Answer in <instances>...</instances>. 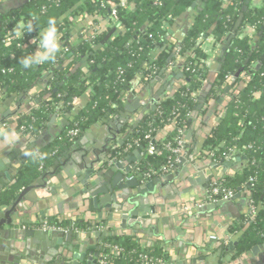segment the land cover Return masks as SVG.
<instances>
[{"label": "trees", "instance_id": "trees-1", "mask_svg": "<svg viewBox=\"0 0 264 264\" xmlns=\"http://www.w3.org/2000/svg\"><path fill=\"white\" fill-rule=\"evenodd\" d=\"M245 2L127 0L126 5L121 6L118 0H27L0 15V95L20 93L36 85L46 75H51L49 89L56 88L49 99L21 121L23 131L42 134L44 123L51 114L70 112L69 123L57 138L51 141L42 139L35 145L33 151L38 150L44 159L33 160L29 156L14 182L0 192V208L11 203L23 187L52 166L91 123L105 117L108 110L113 111L119 104L120 92L131 85L137 75L143 78L152 70L158 74L169 56L175 53L189 81L173 96L158 102L157 109L129 134L127 141L132 147H142L143 157L132 172L134 178L144 181L172 166L175 159L172 148L177 147L181 130L197 104V93L208 74L200 67V60L205 58L200 45L209 35L220 47L225 44ZM193 3L195 7H192ZM113 9L116 21L109 18ZM189 9L194 12L190 27L181 40H172L169 27L165 28L167 16H171L167 22L170 25ZM84 15L105 21V29L89 32L85 25H76V19ZM33 17L36 26L23 38L18 37L14 31L18 22ZM49 17L57 20L61 51L54 63L25 68L19 60L27 52L36 50L37 45L32 41L38 36L39 28L46 26ZM246 23L253 32L240 36ZM112 29L117 34L105 39ZM263 52L264 0L261 6L249 3L243 12L242 22L230 39L217 80L209 93V97H218L227 86L225 78L232 73L237 75V83L243 81L245 85L220 113L219 121L206 142L220 158L231 150L244 154L238 170L212 185L234 193L247 184L251 185V217L230 227L237 241L233 248L235 255L264 241V62L258 70L251 67ZM237 88L238 85L232 86V93ZM171 123H174V128L168 136L154 142L158 152L152 155L145 153V135L154 136ZM70 130H77L78 134L71 136ZM46 222L69 229L87 226L86 222L78 220L50 218ZM112 246L119 250L114 251ZM99 251L108 264L167 262L160 244L145 245L135 237L105 238Z\"/></svg>", "mask_w": 264, "mask_h": 264}, {"label": "water", "instance_id": "water-1", "mask_svg": "<svg viewBox=\"0 0 264 264\" xmlns=\"http://www.w3.org/2000/svg\"><path fill=\"white\" fill-rule=\"evenodd\" d=\"M25 1L27 0H0V15L5 14L12 8L18 7L22 2ZM250 1L251 0H246L245 5L242 7V11L239 13L238 18L233 25L226 43L223 44L216 52L213 62L209 66L207 77L201 89L197 93V104L191 111L184 128L181 130V144L176 154V161L169 172L164 173L160 178H149L145 181L138 180L134 177H125L127 175L126 173L129 171V168L126 166L127 161H134L136 159L135 157H142V147H137L135 151H132L129 154H124L125 152H119L117 150L118 145H110L111 139L110 137H108V133H111V136L115 138V135L119 134L127 123L125 115L128 113V110H130L131 108H136L138 110V116L133 118L134 123L131 127V132H133L139 121L144 120L145 115L150 113V111H154L157 109V103L159 102L160 98H158V95H152L151 105H145V107H139V101H144V98L148 96L149 89L152 93L157 90L158 94L160 93L159 95L161 96V99H166L167 97L173 96L186 82L189 81V77L185 75L183 67L173 69L174 72L172 73V76L176 80H178L177 82H180V84L176 85L173 88L167 87L165 95L161 94L164 90L163 84L161 83V74L162 72H164V70H162L161 73L155 75L150 80L146 79L145 85L137 91L136 96L130 93L128 98L134 97L135 100L133 103H131V106H126L124 108L125 111L119 109L116 110L115 113L112 110L107 111V117L113 120L108 124V126L104 125L103 127L106 137L105 142L103 141L104 144H102L107 150L111 151V154L118 153L121 155V157H123V159H127V161L123 160L121 162H116L110 167V169L107 170L104 169L103 164H100L99 168L95 166L94 163L90 164V166L86 170L84 178L81 177L79 179L80 183L83 185V188L80 191V195L84 198L85 206H83V209L93 210L97 212V216H95V218H89L88 214H85L83 217H81L78 211L72 210L70 211V213H72L70 217L66 215L62 216L69 210L62 209L60 205H58V207L56 206L54 208H51V210H47V212L44 214L38 212L39 214H37L36 216L32 215L30 212H27L29 216L26 217L27 222L36 219L39 220V222H43L45 218L73 220L74 217H77L76 219L79 220L80 218L81 220L95 226L96 221L100 222L106 219V212H111V215H120V219L122 222L121 226L123 227L124 231L111 232L108 230L107 226L102 229H92L91 232L79 231V234H75V232H73L72 230L51 231L43 230L39 227L35 229H27L23 227L15 228L14 225L17 222H15L13 216L20 212L19 206L22 205L23 201H25L26 199L33 201L34 198L30 197V195H34L35 197V194H39L41 201L44 202L46 201L45 197H51V194L55 193L56 189L58 188L57 187L55 189L54 187L45 184L43 182V179L38 178V180L33 181L30 185L25 186L22 190H20L16 198L10 204H8L7 206L5 205V208L0 209V264H77L78 261H83L85 262V264H98L96 260V258H98L99 256L98 252L91 251L89 252V255H86L85 248L77 246V242L81 241L80 237H86L88 239L90 238L91 243H100V245L96 247L97 250H101V244L105 238L112 236H135L138 239H143L146 241L148 239L147 243L148 245H151L149 242L160 240V238L154 236L150 230L144 231L135 228L127 229V222L131 224L133 220L138 219V215H143L146 212H151L149 208L155 203L156 197V194H154V192L159 191V188L163 181L172 179L174 177H177L176 179H182L189 173H196V170L199 171L198 179H190V181L194 183L195 181L199 182L206 179L207 182L202 184L203 190H201L199 196L192 195V198L190 200L183 201L184 205L189 208V210L186 212L187 214L192 213L195 215L196 213H199L196 214L195 217L201 219L204 217L202 216L204 214H202L201 212L205 211V215H209L207 210L220 208V211L225 212L229 210L231 206H233L236 198L240 196L243 191L247 196L245 201L246 205L247 207H249V200L250 198H252L250 184H247L245 188H239L233 197L226 200H218L215 202L209 201L207 193L205 192V189H207L210 184H218L220 179H222L225 174L228 175L230 173V170L228 169L231 168V166L240 161V159H244L243 156H229V153L227 154V156L224 155L220 158L215 153V149H213L209 144H206V140L211 130L214 129L216 125V123L215 125H213L211 120L213 118H217V120L219 121V115L223 111L225 106H227L230 99L232 97H235L238 94V90L245 86L243 81H238L237 83V75L232 73L225 78V83L227 86L223 89L222 93H220L219 96L216 97V99L211 100L208 106H205L204 104L207 100V97L209 96L213 84L217 80L225 50L230 42V39L234 37L236 30L239 28L243 19V12L247 10ZM195 5L196 4L193 3L192 7H195ZM116 34V30L112 29L107 34L105 39H107L110 35L115 36ZM263 62L264 52L260 56V59L252 64V69L258 70ZM247 74L248 73H244V76H246ZM247 77L249 76L247 75ZM50 78L51 75H46L40 82L36 84L40 87L41 91H43L41 98H39L38 100H31L24 97V102H28V104H23L21 106L22 109L18 110V113H20V117L16 118L18 124L21 123V120L24 119L25 115H29L32 112V108L35 105L37 107H40L43 100L49 99L52 94L56 92V88H48V82ZM141 79L142 77L140 75H137L131 81V86L137 87V83H139ZM233 83H236L238 85V88L232 93L230 87L233 86ZM29 92L31 91L29 90L28 93ZM121 94H123V92H121ZM23 95L24 93L18 95V93L13 92L10 94V97L6 100L5 103L9 104L15 96L22 97ZM202 108H207V112L203 116L202 124H198L199 129L197 131V129L195 130L196 127L193 128V124L195 122V118L199 113V110ZM51 115L56 117V113ZM69 115L70 112H67L61 118H59V129L55 130V132H51V135L54 138L58 137L61 134L60 130L68 125ZM173 128L174 123H171L170 125H167L164 128L158 130L153 141H157L164 136H168ZM197 132L198 134H201V136L204 138V141L201 140V138H194V141L192 142L191 134L197 135ZM19 134L24 139H27L31 142L32 146H30V150H32L33 145L35 144V138L32 137V133ZM119 142V145H121L123 141L120 140ZM30 150L27 149L26 151H24V153L30 152ZM24 153V157H22L21 160H14L8 166H4L2 161L3 158H0V179L2 176L6 177L3 183L0 184V187L5 186L6 184L8 185L10 181H14L15 177L17 176L18 170L21 168V165L28 157H26ZM111 154L109 153L107 154V156H103V161L105 163L109 160ZM130 154L133 155V158H129ZM231 158H234V161H227V159ZM131 166H133V164ZM123 167H125V169H123ZM177 170L179 171V174L176 173ZM95 173L99 174L95 175ZM89 175H92L93 177H89ZM48 179L51 180V177H48ZM42 195L44 197H42ZM201 201H204L205 203L199 204V202ZM197 202L199 205L196 204ZM71 207L73 208V206ZM153 210L155 211L154 208ZM158 210L160 211V208L156 209V211ZM248 212L249 209H245L241 214H246ZM6 215L7 219H3V217ZM185 215L186 214H184V216ZM239 216L240 215H227V217L230 219L229 224H231L233 220L239 218ZM89 219H92L93 221H89ZM252 219H254V216L252 217ZM139 221L143 224L142 219H140ZM24 222L25 218H21L20 223L22 224ZM249 223L250 222H248L245 227H247ZM30 237L32 239H30ZM75 238L77 239L75 240ZM81 243L82 245L85 244L83 240ZM234 245H236V243ZM259 248H261L260 245L251 247L243 253L242 257L250 255V253L252 252L255 253ZM82 249L83 251H81Z\"/></svg>", "mask_w": 264, "mask_h": 264}, {"label": "crops", "instance_id": "crops-1", "mask_svg": "<svg viewBox=\"0 0 264 264\" xmlns=\"http://www.w3.org/2000/svg\"><path fill=\"white\" fill-rule=\"evenodd\" d=\"M6 1V0H1ZM262 0H251L250 5L251 6H261ZM88 15L81 16L76 19L75 23L76 25H85L87 30L89 32H92L96 29H105L106 23L102 20H96V18ZM194 18V12L192 9L187 10L186 12L182 13L178 17L174 19V21L169 25L170 30V37L172 40H181L184 36V32L190 27L191 22ZM102 25V26H101ZM206 37V36H205ZM213 59L210 63L213 62ZM183 67L179 63V57L178 54H172L167 59L165 65L159 70V73H161V83L163 84L164 90L163 95L166 94L167 87H175L176 85H179L180 82H177L173 76L172 73L174 72L173 69ZM184 68V67H183ZM185 71V68H184ZM158 73V74H159ZM156 73L152 76H145L143 77L139 83H137V87H132L129 85L125 89H123L121 92L123 94L119 95V110L125 111L126 106H131V103L134 102L135 98L129 97L130 93H132L134 96L137 95V91L140 90L145 85V80L153 78ZM185 75L186 71H185ZM237 82V81H236ZM187 82L183 85L185 86ZM237 84L233 83V86H236ZM136 86V85H135ZM182 86V87H183ZM181 87V88H182ZM158 88V87H157ZM180 88V89H181ZM232 86L230 87V89ZM179 89V90H180ZM234 89V87H233ZM13 93V92H11ZM10 93V94H11ZM10 94H2L0 95V128H5L10 131H12L16 138L17 142L13 145H8L4 142H0V158H3L2 161L5 159L7 162L9 155L11 154V150H14L17 148L18 150L26 151L27 149L30 150V146H32L31 142L27 139H24L20 136V130L18 128V122L16 121V118L20 117V113H18V109L23 105L26 104V102H22V99L20 97L15 96L11 103L6 104V100L10 97ZM160 94V93H159ZM158 94L157 90H155L153 93L149 89L148 96L144 98V101H139L138 106L139 107H145V105H151L152 95H158V98L161 99V96ZM220 94V93H219ZM36 95H34L33 99H36ZM39 97V95H38ZM164 100V99H161ZM216 99V97H207V100L205 102V106H208V104L211 102V100ZM4 104V105H3ZM158 104V103H157ZM9 108V109H7ZM22 107L19 109L21 110ZM5 110H8L9 114L12 116L1 115ZM138 110L136 108H131L128 110V113L125 115L127 123L125 124V127L120 131L119 134L115 135V138L111 136V133H108V137H110V145L117 144L120 140L123 141L122 144L117 147L119 152H125L124 154H129L132 151H135L137 147H132L130 144H127L129 134L131 132L132 124L134 123V119L136 116H138ZM116 111H114L115 113ZM153 112V111H152ZM151 112V113H152ZM207 112V108H202L199 110V113L197 117L195 118V122L193 124V128L195 130L199 129L198 124H202V119L205 113ZM6 114V112H4ZM16 114V115H15ZM54 114V113H53ZM15 115V116H14ZM63 114L56 113V117L49 118L43 126L44 129V137H40V142L42 139L51 141L55 139L51 132H55V130L59 129L58 124L60 123L59 118H61ZM108 115H105V117L91 123L77 138V140L69 145L65 150L62 152V154L57 158L55 163L49 167L50 170V177L51 180L54 181L53 185L57 186L58 188L56 195L51 197H45L46 201H41L40 195L35 194L30 195V197H33L34 200L26 199L22 202V205L19 206V213L17 215H14L13 218L15 219V228H19L22 226V224L27 223V229H35L38 228L39 225L37 222L39 220H33L27 222V218L29 215L27 212H30L32 215L36 216L39 213H46L47 210H51V208L62 207L64 210H69L65 212L62 216H71L72 213L70 211H78L80 216L83 217L85 214H88L89 218H95L97 216V212L93 210H85L83 209L84 204V198L80 195V191L83 188V185L80 183L79 179L81 177L84 178V175L86 173L87 168L90 166V164H95L98 168L100 167V164H103L104 169H110V167L115 164L116 162H121L125 159L121 157L120 154L115 153L111 154L110 150L105 149L103 146L105 142V131L103 130L104 125H107L113 120L109 119L107 117ZM212 124L215 125V123H218L217 118H213ZM142 121H139L136 128L139 126V124ZM209 122V121H208ZM198 127V128H197ZM65 128V127H64ZM63 128V129H64ZM135 128V129H136ZM61 129V133L63 131ZM134 129V130H135ZM132 133V132H131ZM211 134V132H210ZM209 134V135H210ZM156 135V134H155ZM154 135V137H155ZM46 136V137H45ZM167 136H164L163 138L158 139L157 141H162ZM209 137V136H208ZM57 138V137H56ZM194 138H201V140L204 141V138L201 136V134L193 135L191 134V140L194 141ZM102 139V140H101ZM208 139V138H207ZM104 141V142H103ZM39 142V143H40ZM207 142V140H206ZM103 143V144H102ZM120 144V142L118 143ZM31 152V150H30ZM233 152L234 157H244V154L241 152L231 150L229 153ZM111 154L109 160L105 163L103 161V156H107V154ZM90 156V157H89ZM143 157V155L141 154ZM135 157V156H134ZM142 157H135L136 159L134 161L127 159V167L129 168V171L126 173L127 175L125 177H130L135 169H137L138 164ZM129 158H133V155H129ZM234 161V158L232 159ZM230 160V161H232ZM242 159L240 161L236 162L231 168L230 173L228 175L233 174L241 165ZM5 162V163H6ZM133 164V166H131ZM125 169V167H123ZM172 169V167H168L157 173L153 178H160L164 173L169 172ZM196 170V169H195ZM199 171L196 170V173H189L187 176H185L182 179H176L177 177H174L172 179H167L161 183V186L159 188L158 192H154L156 194L155 197V203L150 206L151 212L144 213L143 215H138V219H135L129 224L127 222L126 228L127 229H141V230H150L154 236H157L160 238V240L149 242L151 245L158 243L160 244L164 252L167 256V262L163 264H264V241L252 245H260L261 248H259L255 253H250V255H246L244 257L242 252L239 254H233L234 250L233 248L237 245L236 236L231 234L230 227L240 222L241 220H247L248 217H251V207H247L246 205V194L244 191L238 196L233 204L229 208V210L222 212L220 211V208H214L211 210H207L209 215L206 216L205 211L201 212L203 218H197L194 214H187L186 212L189 210L184 205L183 201L190 200L192 198V195L199 196V193L201 190H203L202 184L207 182L206 179L202 181H195L194 183L190 181L196 180L199 177L198 174ZM179 174V171L176 172ZM99 173H95V175H98ZM196 175V176H195ZM227 176L225 174L222 179H220L219 182H221L224 177ZM89 177H93L92 175H89ZM214 184V183H213ZM210 184L207 189H205V192L210 189V187L213 185ZM246 186H243L242 188H245ZM41 188V187H39ZM69 192V193H68ZM28 197V198H30ZM42 197H44L42 195ZM251 200V198H250ZM249 200V201H250ZM205 203L204 201L199 202V204ZM197 205L198 202L196 203ZM73 206V208L71 207ZM155 209V211L153 210ZM157 208H160V211H156ZM249 209V212L246 214H241L243 210ZM39 212V213H38ZM245 212V211H244ZM16 214V212H15ZM184 214H186L184 216ZM227 215H240L239 218L236 220H233L231 224H229V218ZM61 216V217H62ZM112 216V217H110ZM147 216V218H146ZM25 218L24 223H20L19 219ZM75 219L77 217H74ZM73 218V219H74ZM105 218L103 221H96L99 225H102L103 228L107 226L108 230L111 232H117V231H124L123 227L121 226V219L120 215L113 214L111 215V212L105 213ZM58 219V218H54ZM74 219V220H75ZM80 219V218H79ZM142 219V222L139 220ZM61 220V219H58ZM74 220H71L74 222ZM80 221H83L80 219ZM89 221H93L92 219H89ZM84 222V221H83ZM35 223V224H33ZM37 223V224H36ZM87 223L86 228H82L79 231L81 232H91L92 229H101L95 227L93 225H90ZM89 225V226H88ZM29 227V228H28ZM75 234H79L76 233ZM211 236H216V240H211ZM117 237V236H112ZM129 237H135V236H129ZM136 238V237H135ZM30 239H32L30 237ZM80 239L88 240L90 242V238L82 237ZM143 244L148 245L146 240L140 239ZM19 242V240H18ZM82 241L77 242V246L85 248L86 255H89V252H98L99 256L96 258L98 264L101 263V256L100 251L97 250V246L100 245V243H91L90 245H86L81 243ZM236 243V245H234ZM79 244V245H78ZM103 244V242H102ZM101 244V245H102ZM95 246V248H93ZM250 247V248H251ZM249 248V249H250ZM83 251V249L81 250ZM81 253V252H79ZM70 260V259H69ZM73 260V259H72ZM58 264V263H57ZM77 264H85L83 261H78Z\"/></svg>", "mask_w": 264, "mask_h": 264}, {"label": "clouds", "instance_id": "clouds-1", "mask_svg": "<svg viewBox=\"0 0 264 264\" xmlns=\"http://www.w3.org/2000/svg\"><path fill=\"white\" fill-rule=\"evenodd\" d=\"M33 17L31 20H21L16 25L14 31L16 35L23 38L26 32H31L36 26L33 23ZM32 43L37 45L34 52H27L23 55L19 63L25 68L33 66H40L46 63H54L58 53L61 51L60 34L57 27V20L54 17H49L47 24L42 29L39 28L38 36L33 39ZM0 142H4L8 145H13L17 142L15 134L5 128H0ZM24 155L30 156L33 160L44 159V155L39 151L25 152Z\"/></svg>", "mask_w": 264, "mask_h": 264}, {"label": "built area", "instance_id": "built-area-1", "mask_svg": "<svg viewBox=\"0 0 264 264\" xmlns=\"http://www.w3.org/2000/svg\"><path fill=\"white\" fill-rule=\"evenodd\" d=\"M118 2H119V4L121 6H125L127 0H118ZM261 5H262V3H261ZM109 18H110L111 21H116L117 20L116 11L114 9L111 11ZM170 19H171V16L168 15L167 16V22ZM167 22H165V28L169 27V23H167ZM252 32H253V30L251 29V26L248 23H246L245 27L242 29V32H241L240 36H248V35H251ZM219 48H220V45L217 42H215L214 38L211 35L207 36L205 38V40L202 41V43L200 45V49L205 53V58L200 60V67H202L203 70H207L208 71L209 66L211 65L210 62H211L212 58H214V56H215L216 52L219 50ZM154 74H155V71L152 70V71L149 72L148 76L150 77V76H152ZM69 134L71 136H76L78 134V132H77V130H70ZM144 138H145V140H147V147L145 149V153L150 154V155L157 153L158 150L156 149V147L154 145L155 141H153L154 140V136L151 135V134H146ZM180 144H181V139H179V141L177 142V147L172 148V151L175 153L174 163H175L176 158H177L176 154H177V152L179 150ZM128 178H133V176L131 175ZM252 180L253 179L251 178L250 182H252ZM234 194L235 193L232 190L221 188L218 185L212 186L207 191L208 200L211 201V202H215V201H218V200L229 199V198L233 197ZM250 207H251V200H250ZM39 228H41L43 230H51V231L52 230H68V228L57 227V226H54V225L47 224L46 221L44 223L40 224ZM211 239L216 240L217 238H216V236H211ZM112 249L114 251H118L119 250V248L117 246H112ZM101 263L108 264L107 261L103 257L101 258ZM152 264H163V263L154 262Z\"/></svg>", "mask_w": 264, "mask_h": 264}, {"label": "flooded vegetation", "instance_id": "flooded-vegetation-1", "mask_svg": "<svg viewBox=\"0 0 264 264\" xmlns=\"http://www.w3.org/2000/svg\"><path fill=\"white\" fill-rule=\"evenodd\" d=\"M48 88H49V87H48ZM29 90H30L31 92L28 93ZM42 92H43V91H41V89H40L39 86L34 85V86H32L31 88H28V89H26V90H24V91H22V92H20V93H19V92H16V93H18V95L24 93V95H23L22 97H20V98L22 99V102H23L24 97H26V98H28V99H31V100H38L39 98H41ZM36 94H37L36 99H33V98H34V95H36ZM38 95H39V97H38ZM44 101H45V100H43V101L41 102V105H42V103H43ZM159 102H160V101H159ZM4 104H5V107H6V103H4ZM4 104H3V105H4ZM26 104H28V102H26ZM119 105H120V104H117V106L114 107L115 109L113 110V112L116 111V110H118ZM20 108H21V107H20ZM20 108H19V109H20ZM34 108H38V107L35 105V106L32 108V111H33ZM7 109H9V108H7ZM19 109H18V110H19ZM4 112H6V114H5ZM4 112H3V114H1V115H5V117H7V116L10 115V114L8 113V112H9L8 110H5ZM25 112H26V111H25ZM25 112H24V114H25ZM151 112H152V111H150V113H148L147 115H145V117H146V116H149V115L151 114ZM30 114H31V113H30ZM30 114H29V115H30ZM12 115H13V114H12ZM12 115H10V116H12ZM26 116H28V115H25V117H26ZM25 117H24V118H25ZM52 117H53L52 115L49 116V118H52ZM49 118H48V119H49ZM22 120H23V119H22ZM22 120H21V121H22ZM20 124H21V123L18 124V128H19V130H20V131H19L20 133H26V134H30V133H32V137L35 138V144L33 145V148H32V150H31V151H33V149L35 148V145H37V144L40 142V139H39V138H40V137H41V138L44 137V134H43L44 129L41 130V131H42V134H41V133L37 134V133L31 132V131L24 132V131H23V126H20ZM21 137H22V136H21ZM45 137H46V136H45ZM41 141H42V140H41ZM115 145H116V146L118 145V147L120 146L119 144H115ZM105 149H106V148H105ZM10 152H11V154L9 155L7 162H6L5 160H3V164H4V166H6V165L8 166L12 161H14V160H18V159L21 160V158L24 157V156H23L24 151H22V150H18L17 148H15L14 150H11ZM228 153H229V152H226L225 156H227ZM229 156H230V155H229ZM28 157H29V156H28ZM28 157H27V158H28ZM27 158H26V160H27ZM229 158H230V157H229ZM26 160H25V162L21 165V168L18 170L17 175H18L19 171L22 169V167L24 166V164L26 163ZM229 160H232V158H231V159H227V161H229ZM232 161H233V160H232ZM5 162H6V163H5ZM50 174H51V173H50V170H49V168H48L47 170H45L44 172H42L41 175L38 176L37 179H35V180H38V178H41V179H43V182H44L45 184H47V185H49V186H51V187H54V188L56 189L57 186H54V185H53V182H52L50 179H48V177L51 176ZM153 177H154V176H153ZM5 178H6L5 176H2V177H1V179H0V184L3 183V181L5 180ZM15 178H16V177H15ZM14 180H15V179H14ZM35 180H34V181H35ZM144 181H145V180H144ZM13 182H14V181H10L8 185H10V184L13 183ZM32 182H33V181H32ZM32 182H31V183H32ZM31 183H30V184H31ZM30 184H28V185H30ZM8 185L6 184V185L3 186V187L1 186V187H0V192H1L5 187H7ZM28 185H27V186H28ZM23 188H24V187H23ZM23 188H22V189H23ZM22 189H21V190H22ZM56 193H57V190H56L55 193H52L51 195L54 196V195H56ZM13 200H14V199H13ZM13 200H12V201H13ZM12 201H11V202H12ZM9 204H10V203H9ZM6 206H7V205H6ZM6 206H2L1 208H5ZM1 208H0V209H1ZM46 212H47V211H46ZM16 215H17V214H16ZM3 219H7V215L4 216ZM74 219H75V218H74ZM74 219H73V220H74ZM20 220H21V219H19V222H20ZM46 220H47V219L45 218V219L43 220V222H38V224L40 225V224L44 223ZM71 220H72V219H71ZM75 220H78V219H75ZM78 221H80V219H79ZM17 222H18V221H17ZM84 222H85V221H84ZM29 223H30V222H29ZM96 223H97V222H96ZM88 224H89V223H88ZM39 225H37V226H39ZM90 225H91V224H90ZM27 226H28L27 223H24V224H22L21 227H23V228H27ZM73 226H74V225H72L71 227H73ZM88 226H89V225H88ZM86 227H87V226H86ZM86 227H84V228H86ZM94 227H95V226H94ZM96 227L101 228V229L103 228L102 225H99V226H98V223L96 224ZM28 228H29V227H28ZM81 229H82V228H81ZM68 230H72L73 232L78 233L80 229H75V228L73 227V228H71V229L68 228ZM80 238H81V237H80ZM73 239H74V238H73ZM76 239H77V238H75V240H76ZM78 240H79V239H78ZM78 240H77V241H78ZM82 240L85 242V244H86L87 246L90 245V242H89L87 239H86V240L81 239V241H82ZM78 242H79V241H78ZM94 247H95V246H94ZM31 258H32V257H31Z\"/></svg>", "mask_w": 264, "mask_h": 264}, {"label": "rangeland", "instance_id": "rangeland-1", "mask_svg": "<svg viewBox=\"0 0 264 264\" xmlns=\"http://www.w3.org/2000/svg\"><path fill=\"white\" fill-rule=\"evenodd\" d=\"M232 154H233V152L229 153V155H232Z\"/></svg>", "mask_w": 264, "mask_h": 264}]
</instances>
